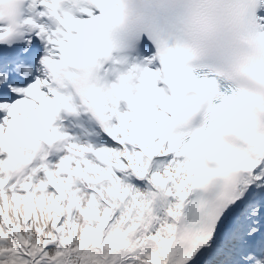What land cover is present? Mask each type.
Returning a JSON list of instances; mask_svg holds the SVG:
<instances>
[{"label": "snow or ice", "instance_id": "obj_1", "mask_svg": "<svg viewBox=\"0 0 264 264\" xmlns=\"http://www.w3.org/2000/svg\"><path fill=\"white\" fill-rule=\"evenodd\" d=\"M119 4L0 0V264H264V63L117 56Z\"/></svg>", "mask_w": 264, "mask_h": 264}, {"label": "clouds", "instance_id": "obj_2", "mask_svg": "<svg viewBox=\"0 0 264 264\" xmlns=\"http://www.w3.org/2000/svg\"><path fill=\"white\" fill-rule=\"evenodd\" d=\"M241 0H120L119 34H147L162 46L179 45L196 63L225 77H243L264 63ZM155 46L156 43H155Z\"/></svg>", "mask_w": 264, "mask_h": 264}]
</instances>
